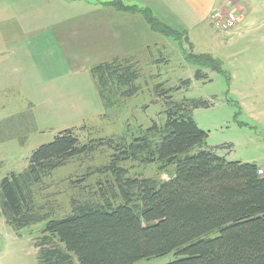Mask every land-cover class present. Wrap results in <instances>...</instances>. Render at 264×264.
Segmentation results:
<instances>
[{
	"label": "rangeland",
	"instance_id": "1",
	"mask_svg": "<svg viewBox=\"0 0 264 264\" xmlns=\"http://www.w3.org/2000/svg\"><path fill=\"white\" fill-rule=\"evenodd\" d=\"M215 1L214 11L224 5L221 11L233 10L236 18L241 19L231 33L219 31L210 16L187 21L177 13L185 21L184 36L173 40L154 32L146 35L152 45L155 42L159 45L147 52V45L136 46L129 56L139 74L134 82L137 92L130 97L114 94L112 103L105 105L89 68L117 54L112 49L109 53L92 52L94 48L85 45L87 38L82 42L69 38L70 46H59L56 39L57 46L53 49L47 47L46 38L41 47L54 51V56L35 48L32 60L39 69L41 84L33 85V77L23 78L20 68L12 65L19 60V54L12 52L10 46L15 44L8 40L9 52L0 53V58L8 59L7 67L0 68V121L19 113L31 114L32 120L28 121L23 140L17 137L0 142V184L12 174L25 173L32 153L51 143L62 131H72L79 146L89 150L69 159L33 185L35 207L48 218L14 231L0 214V264H40L37 244L44 236V228L49 221L70 215L74 201L108 202L112 207L125 204L114 167L126 170L127 178L166 181L174 176L175 165L160 169V163L144 165L132 160L113 163L119 143L131 144L145 136L151 139L154 126L158 129L165 126L166 98L160 96L159 85L162 90H169L173 102L207 104L191 112L196 126L208 137L202 147H196L189 155L207 150L227 162L264 168V0ZM35 3L30 17H47L54 8L45 0ZM151 13L155 14L153 8ZM30 22L37 27L35 30L51 31L46 22L29 20L22 23L23 33L31 32ZM69 24L80 25V22ZM169 24L171 27L174 23ZM8 28L11 29L10 24ZM15 30L16 25L12 31ZM53 35H50L52 42ZM26 41L30 44L32 35ZM21 47L25 49V43ZM131 48L130 45L128 49ZM188 54L192 58H187ZM50 62L54 64L52 70ZM215 65L217 70L213 69ZM197 71L203 78L195 77ZM44 78L49 79L43 81ZM184 81H190L189 85L185 86ZM17 130L18 127L14 132ZM261 176L264 177V172ZM216 235L214 232L209 237ZM53 244L60 246L55 239ZM178 258L172 252L135 264H168Z\"/></svg>",
	"mask_w": 264,
	"mask_h": 264
},
{
	"label": "trees",
	"instance_id": "2",
	"mask_svg": "<svg viewBox=\"0 0 264 264\" xmlns=\"http://www.w3.org/2000/svg\"><path fill=\"white\" fill-rule=\"evenodd\" d=\"M115 3L121 10L135 9ZM141 12L151 30L173 40L184 36L185 32L163 24L150 10ZM132 59L115 58L90 69L104 105L112 103L114 94L130 97L137 92L134 82L139 74ZM213 69L217 70L216 65ZM195 77L203 75L197 71ZM161 87L157 88L166 98L165 126H154L151 139L119 143L113 163H160V169L175 165L174 176L166 181L127 178L126 170L114 167L125 204L112 207L108 202L74 201L70 215L51 220L44 228L37 244L40 264H135L172 252L179 258L168 264H264V177L258 175L259 167L227 162L207 150L189 155L208 137L191 112L207 104L173 102L169 90ZM31 120L29 113L1 120L0 142L23 140ZM87 150L79 146L72 131H62L32 153L25 173L4 178L0 214L7 225L19 231L48 218L35 207L33 185ZM214 232L217 235L210 238Z\"/></svg>",
	"mask_w": 264,
	"mask_h": 264
},
{
	"label": "crops",
	"instance_id": "3",
	"mask_svg": "<svg viewBox=\"0 0 264 264\" xmlns=\"http://www.w3.org/2000/svg\"><path fill=\"white\" fill-rule=\"evenodd\" d=\"M45 1L48 5L54 7L53 9L51 8L48 16L30 17L28 14L33 11L32 6L37 5V3H35L37 0H0V53L7 54L9 52L7 42L10 39V42L15 44L10 46L12 52L19 54V60L13 62L12 65L16 68H20V76H23V78L33 77V79H35L33 85L35 83L41 84L39 69L35 61L32 60L34 58L33 52L35 48L38 49L37 51L46 50L47 52H51L53 53L52 56H54V51L52 52V50L41 47L46 38H48L49 43L47 47H53V49L57 46L56 39L60 42L59 46H70L71 40L69 38H75L76 40L81 39L79 40L81 42L87 38L89 41L86 42L85 45L90 46L91 49L94 48L92 52L109 53V50L112 49V53H117L108 57L109 59H106V61H111L115 58H130L129 56H132L131 53L134 52L136 46L147 45V52L149 48L159 45L158 42L152 45L150 40L146 37V35L151 36L153 32L159 33L151 30L147 25L141 12L143 9H148L152 12L153 8L155 10L154 15L160 22L169 27V23H174L172 26L181 30H176L177 32L186 33L187 30L184 29L185 21H182L177 13L181 14L187 21H197L198 19L209 17L210 14L214 12L215 9L213 8L216 3L215 0ZM115 2H119L127 7H134L135 9L132 11L121 10L115 6L117 5ZM223 6L224 5H220L217 10H221ZM29 20H42L46 22L47 29H51L50 33L47 31L41 32V30H35L37 27L32 25L31 22V24L29 23L31 32L25 31L26 33H23L22 23L25 24V22L27 23ZM239 21H241V19L239 20L238 17L236 24ZM69 22H80V25H72L69 24ZM9 24L11 29L8 28ZM14 25H16V30L12 31ZM172 26L170 28H172ZM235 27L236 25L224 32L231 33L232 29ZM9 30L11 31L10 34L8 33ZM51 34H54L53 42L50 36ZM28 35H32L30 44L26 41ZM79 41L74 42L78 43ZM24 43L26 45L25 49L21 47ZM130 45L132 48L128 49ZM59 48L61 49V47ZM6 60L8 59L0 58L1 69L7 67L8 62ZM49 67L50 70H52L54 64L50 62ZM91 68L92 67L89 68V71ZM24 69H26L25 73ZM49 78H44L42 80L46 81Z\"/></svg>",
	"mask_w": 264,
	"mask_h": 264
},
{
	"label": "built area",
	"instance_id": "4",
	"mask_svg": "<svg viewBox=\"0 0 264 264\" xmlns=\"http://www.w3.org/2000/svg\"><path fill=\"white\" fill-rule=\"evenodd\" d=\"M210 20L219 31H225L236 25L237 18L233 11L223 12L221 10L214 11L210 14ZM264 168L259 167L258 175H263Z\"/></svg>",
	"mask_w": 264,
	"mask_h": 264
}]
</instances>
